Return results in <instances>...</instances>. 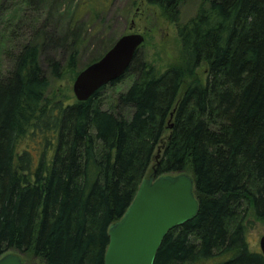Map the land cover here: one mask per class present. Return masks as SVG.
Here are the masks:
<instances>
[{"label":"trees","instance_id":"trees-1","mask_svg":"<svg viewBox=\"0 0 264 264\" xmlns=\"http://www.w3.org/2000/svg\"><path fill=\"white\" fill-rule=\"evenodd\" d=\"M144 1L174 23L182 61L160 71L138 49L108 83L132 76L107 109L106 86L84 101L48 97L39 53L68 50L64 68L49 62L51 75L59 80L67 69L75 79L79 18L58 37L36 30L0 73V256L104 264L109 227L153 162L155 178L189 171L198 202L192 219L167 231L153 264L225 255L216 264H264L246 240L249 211L264 225V0H199L184 21L183 0ZM84 2L95 17L105 0Z\"/></svg>","mask_w":264,"mask_h":264},{"label":"rangeland","instance_id":"rangeland-1","mask_svg":"<svg viewBox=\"0 0 264 264\" xmlns=\"http://www.w3.org/2000/svg\"><path fill=\"white\" fill-rule=\"evenodd\" d=\"M84 1L59 0L55 3L47 0H32L31 3H28L27 0H0V73L5 74L11 70V54L26 41L31 40L37 32L36 30L42 31L45 36L55 35L58 37V34L63 33L69 24H72L73 20L77 18L81 25V38L78 40L77 47V70H82L87 66L88 62L98 56L102 52V47L108 45L111 40H114L112 46L119 36L130 32L143 34L145 40L139 48L141 56L153 63L160 71L182 61L176 27L161 8L147 4L144 0L135 2L132 0H105L103 8L94 17L87 10ZM199 2V0L182 1L180 5L182 21L195 14ZM11 29L14 30L13 35H11ZM67 51L62 47L53 48L47 45L39 53V63L44 74L50 80L48 97L60 98L73 103L76 99L72 87L74 76L65 69L63 77L58 80L51 75L49 65V62L56 60L60 62V68H64L69 54ZM197 70L202 72L203 67ZM131 79L132 76H127L113 85H106L100 94L103 108L107 109L115 103L118 93L128 89ZM168 134L169 131H166L163 137L164 141ZM160 151L161 149H156L155 152L160 154ZM152 167L153 162L144 174L145 178L152 176L150 174ZM185 172L190 175L189 171ZM168 174L177 175L176 173ZM152 178L156 179L157 177L152 176ZM246 228V240L250 250L260 251L259 238L264 235V225L253 216L251 211L247 216ZM226 259H228L227 255L214 258L208 263L216 264ZM23 261L24 264H28L24 259Z\"/></svg>","mask_w":264,"mask_h":264},{"label":"water","instance_id":"water-1","mask_svg":"<svg viewBox=\"0 0 264 264\" xmlns=\"http://www.w3.org/2000/svg\"><path fill=\"white\" fill-rule=\"evenodd\" d=\"M144 40L140 32L119 36L103 56L76 74L72 83L75 98L87 100L101 87L122 77ZM138 187L123 216L109 227L104 264H153L167 231L197 213L193 177L185 172L156 179L149 176ZM259 239L264 255V235ZM0 264H23L21 254L10 250L0 256Z\"/></svg>","mask_w":264,"mask_h":264}]
</instances>
